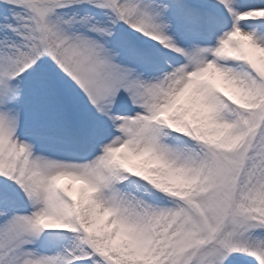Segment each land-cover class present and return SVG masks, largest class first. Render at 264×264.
<instances>
[{"label":"snow or ice","instance_id":"snow-or-ice-1","mask_svg":"<svg viewBox=\"0 0 264 264\" xmlns=\"http://www.w3.org/2000/svg\"><path fill=\"white\" fill-rule=\"evenodd\" d=\"M0 264H264V0H0Z\"/></svg>","mask_w":264,"mask_h":264}]
</instances>
